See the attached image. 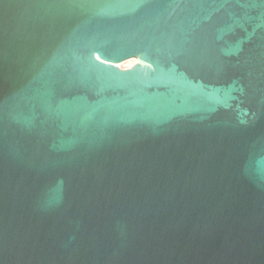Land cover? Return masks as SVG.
Here are the masks:
<instances>
[{"label": "water", "instance_id": "95a60500", "mask_svg": "<svg viewBox=\"0 0 264 264\" xmlns=\"http://www.w3.org/2000/svg\"><path fill=\"white\" fill-rule=\"evenodd\" d=\"M0 264H264V0H0Z\"/></svg>", "mask_w": 264, "mask_h": 264}, {"label": "bare ground", "instance_id": "6f19581e", "mask_svg": "<svg viewBox=\"0 0 264 264\" xmlns=\"http://www.w3.org/2000/svg\"><path fill=\"white\" fill-rule=\"evenodd\" d=\"M139 63V61L137 59H131V60H127L121 64L116 65L117 67L121 68V69H126V68H130L133 65Z\"/></svg>", "mask_w": 264, "mask_h": 264}]
</instances>
